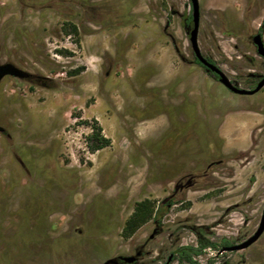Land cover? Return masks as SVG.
<instances>
[{"label": "rangeland", "instance_id": "1", "mask_svg": "<svg viewBox=\"0 0 264 264\" xmlns=\"http://www.w3.org/2000/svg\"><path fill=\"white\" fill-rule=\"evenodd\" d=\"M198 5L200 52L246 89L248 73H264L250 41L258 30L264 41V0ZM190 12L189 0H0V64L33 76L0 83V264H102L140 248L135 264H164L195 243L190 225L211 227L215 241L254 233L264 87L233 94L192 63ZM252 109L259 121L247 139L219 137L224 118ZM92 121L110 139L94 153ZM181 178L192 184L160 225L149 220L124 240L134 204L158 206ZM230 258L264 264V232Z\"/></svg>", "mask_w": 264, "mask_h": 264}, {"label": "trees", "instance_id": "2", "mask_svg": "<svg viewBox=\"0 0 264 264\" xmlns=\"http://www.w3.org/2000/svg\"><path fill=\"white\" fill-rule=\"evenodd\" d=\"M190 21L188 18L187 22ZM76 33V29L73 28ZM32 79L25 82H31ZM87 124L86 122H83ZM90 125L91 133L86 136V146L88 150L92 153L104 149L110 146V139L104 137L101 133V128L96 121H92ZM169 200H164L156 205V202L145 198L137 201L132 209L131 214L124 221L120 236L126 240L130 238L142 225H144L149 220H154L156 223H160V216L157 215L167 211L168 205H170ZM191 232L196 237V246L193 245H177L175 248L176 260L181 264H199L194 260L195 256L200 255L204 249L212 248L217 249L222 246H228L230 243L227 240H222L219 243H214L210 240L212 233L207 232L203 227H191Z\"/></svg>", "mask_w": 264, "mask_h": 264}, {"label": "water", "instance_id": "3", "mask_svg": "<svg viewBox=\"0 0 264 264\" xmlns=\"http://www.w3.org/2000/svg\"><path fill=\"white\" fill-rule=\"evenodd\" d=\"M191 4V19H192V28L189 30V43L191 46L192 53L197 60V62L204 67L207 72L213 73L217 78L218 81L228 90L231 92L238 94V95H252L258 92L264 85V75L262 76L261 80L257 83L256 87L253 90H245L240 89L234 86L226 75L214 64L208 62L200 53L197 44V35H198V26H199V5L198 0H189ZM252 43L256 48V53L258 56L264 59V42L262 41L261 35L256 34L252 37ZM5 77H11L18 79L20 81H29L33 78V76L26 71L18 68L12 63H4L0 64V83ZM2 129L0 128V132ZM264 231V201H263V208L262 214L260 218V222L256 231L248 237L245 241L241 242L238 245L226 247L224 251H239L247 248L251 244H253L257 239L261 236ZM137 255H139L137 253ZM136 256L132 257H119L117 259H109L105 261L103 264H117V260L122 262L131 263L135 260Z\"/></svg>", "mask_w": 264, "mask_h": 264}, {"label": "flooded vegetation", "instance_id": "4", "mask_svg": "<svg viewBox=\"0 0 264 264\" xmlns=\"http://www.w3.org/2000/svg\"><path fill=\"white\" fill-rule=\"evenodd\" d=\"M40 1V0H39ZM190 6H191V4H190ZM188 18H190V21L189 22H187V20H188ZM192 28V19H191V12H190V15L187 17V18H185V20H184V29H185V32H186V35H187V37H188V40H189V35H188V32H189V30ZM198 28H199V26H198ZM256 34H260L261 35V38H262V41H263V37H262V34H261V30H258V32H256L254 35H256ZM253 35V36H254ZM198 36V35H197ZM253 36H251V38H250V41H251V43H252V37ZM264 42V41H263ZM197 44H198V42H197ZM252 46L254 47V49H255V53H256V48H255V46L253 45V43H252ZM190 48H191V46H190ZM199 48V47H198ZM201 53V52H200ZM191 54H192V57H193V60H192V63L193 64H195L197 67H199L201 70H203V72L205 73V74H207L208 76H209V78L210 79H212L213 81H215V82H217L218 84H219V86H221V87H223L224 89H226L227 91H229V92H231L230 90H228L227 88H225L219 81H218V78L213 74V73H211V72H207L205 69H204V67H202L198 62H197V60L195 59V57H194V55H193V53H192V50H191ZM201 55L208 61V62H210V63H212V64H214V65H216L220 70H221V68L210 58V57H207V56H205V55H203L202 53H201ZM256 55H257V53H256ZM257 57H259V58H261L260 56H258L257 55ZM262 60H263V66H264V59L263 58H261ZM182 62H186L184 59H183V61ZM222 71V70H221ZM223 72V71H222ZM264 75V73H260V74H254V73H252V72H250V73H248L247 74V80H250V82H251V84H250V86L249 87H247L245 90H253L255 87H256V85H257V83L261 80V78H262V76ZM227 77V76H226ZM228 78V77H227ZM229 79V78H228ZM229 81L234 85V86H236L237 88H240V86L238 85V83H237V81L236 80H231V79H229ZM263 87H264V85H263ZM263 87L258 91V92H256V93H259L262 89H263ZM240 89H243V88H240ZM231 93H233V92H231ZM256 93H254V94H256ZM233 94H235V93H233ZM238 95V94H237ZM253 95V94H252ZM1 132H3V130L1 131ZM192 184V181H191V178H189V179H186L185 181H184V179L183 178H181V179H179L177 182H175V184H174V188H173V191H172V193H171V195L169 196V197H167V198H165L164 200H169L170 201V205H168V207L169 206H171L172 204H174V201H173V199H172V197H174V196H176L179 192H182L183 190H185L186 188H188L190 185ZM164 200H162V201H164ZM264 201V200H263ZM263 208V207H262ZM127 219V218H126ZM151 221H153L155 224H156V226H159L160 225V223L158 224V223H156L154 220H151ZM191 227H203V228H205L206 229V231L207 232H210V233H212V236H211V238H210V240L212 241V242H214V243H219L220 241H222V240H227L230 244L228 245V246H222V247H219V248H217V249H212V248H206V249H204L203 250V252L200 254V255H198V256H195L194 257V260H196L199 264H201L200 262H199V260L198 259H200L201 257H202V255H205V253H209V259H207V263L206 264H230V262H231V255L232 254H235V253H238V252H240V251H244V250H246L247 248H249L250 246H252L253 244H251L250 246H248L247 248H245V249H243V250H239V251H224L223 249L224 248H226V247H231V246H235V245H238V244H240L241 242H243V241H245L246 239H244V240H242V241H240V242H238V240L237 239H235V240H231V239H228V238H221L220 240H218V241H215V240H213V237H214V233L212 232V230H211V227H209V226H194V225H190V226H188V229L190 230V228ZM191 231V230H190ZM256 231V230H255ZM254 231V232H255ZM264 232V231H263ZM192 233V232H191ZM193 234V233H192ZM263 234V233H262ZM261 234V235H262ZM194 235V234H193ZM251 236V235H250ZM249 236V237H250ZM153 236H150V238L149 239H151ZM194 237H195V235H194ZM261 237V236H260ZM259 237V238H260ZM258 238V239H259ZM257 239V240H258ZM196 244H197V242H196V237H195V243L194 244H190V245H193V246H196ZM175 252V251H174ZM172 253L170 256H169V258L167 259V261L164 263V264H170V262H172V261H177L176 260V254L175 253ZM137 253L139 254V255H137ZM143 254H144V250L142 249V248H140V249H138L137 251H136V253H135V255L134 256H136V258H135V260L133 261V262H131V263H126V262H122V261H120V260H117V264H135L136 263V261H137V259L139 258V257H141V256H143ZM120 257H132V256H120ZM117 258H119V257H117ZM117 258H114V259H117ZM107 261V260H106ZM178 262V261H177ZM104 263V262H103ZM102 263V264H103ZM179 263V262H178ZM181 264V263H180Z\"/></svg>", "mask_w": 264, "mask_h": 264}, {"label": "crops", "instance_id": "5", "mask_svg": "<svg viewBox=\"0 0 264 264\" xmlns=\"http://www.w3.org/2000/svg\"><path fill=\"white\" fill-rule=\"evenodd\" d=\"M249 113L250 114H248L247 117L241 116L239 119H237V121H229L224 118L220 123L219 137L225 142L229 140L228 143L231 142L232 140L234 141V139L232 138H235V140L237 141L247 139L251 131L257 126V123L259 121L256 118L253 109L252 111H249ZM243 122L246 123L244 128L242 127ZM241 133L245 134L243 139H239V138L236 139L235 137L237 136L236 134H241Z\"/></svg>", "mask_w": 264, "mask_h": 264}]
</instances>
